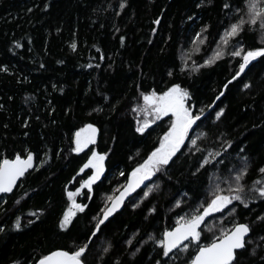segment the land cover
<instances>
[{"label": "trees", "instance_id": "1", "mask_svg": "<svg viewBox=\"0 0 264 264\" xmlns=\"http://www.w3.org/2000/svg\"><path fill=\"white\" fill-rule=\"evenodd\" d=\"M235 8L243 9V0H0V159L34 154V167L11 194L0 195V225L5 226L0 264L18 257L35 260L56 247L72 251L85 241L93 217L108 206L107 197L117 194L170 128L164 117L138 132L134 105L142 93L164 91L173 83L191 94L188 103L199 118L189 136L197 145L187 139L169 164L105 222L89 242L87 264H188L198 246L237 222L252 228L246 249L238 252L240 264H264V197L247 205L233 201L206 216L200 240H190L187 249H173L165 257L156 243L179 217L201 212L214 184L240 168L242 158L247 157L249 169L242 181L246 189L264 181L259 172L264 166V56L231 79L243 58L232 55L237 46L243 43L241 51L264 47V34L259 24L246 26L225 46L220 37L236 19ZM205 25L201 42L196 33ZM219 48L225 54L205 64ZM87 124L97 128L92 146L73 152L75 134ZM91 150L108 153L104 172L78 194L77 201L87 207L61 229L68 192L94 171L80 172ZM214 152H221L220 163L196 171L197 161ZM220 187L227 190L225 183Z\"/></svg>", "mask_w": 264, "mask_h": 264}, {"label": "snow or ice", "instance_id": "2", "mask_svg": "<svg viewBox=\"0 0 264 264\" xmlns=\"http://www.w3.org/2000/svg\"><path fill=\"white\" fill-rule=\"evenodd\" d=\"M243 2L244 8L234 9V12L237 14L236 19L224 28L223 35L220 37V40L225 46H227L233 38L240 36L246 26H255L259 24L261 32L264 34V0H243ZM121 7H123V3ZM229 7L228 4L224 5L225 9ZM156 23H159V20H157ZM206 28L207 25L203 26L201 31L196 33L197 40L202 42L203 39L206 38L201 35ZM123 39L124 38L121 37V40ZM72 47H76L75 43H73ZM243 49L244 45L240 43L237 46V50L232 53L234 56L242 55L243 57L235 75L231 78L233 81L245 72L250 61L254 60L256 57L264 56V47H250L241 51ZM224 54V48H219V50L214 51L212 56L206 59L204 63H214L216 59ZM185 67H187V65H185ZM195 67L198 68L199 65H195ZM250 86L251 81L243 84V87L246 89ZM224 87L227 88L228 85L225 84ZM190 95L188 89L181 87L179 83L171 84L164 91L157 92L153 89L142 93L143 105H134V110L143 112L146 117L143 123L137 122L136 130L138 132L143 133L145 129L154 122V119L151 118L153 115L155 119H159L163 115L173 113L175 119L172 120L171 127L164 133L163 138L159 142V146L155 147L151 153L148 154L147 159L132 168L129 178L126 180L119 195H109L107 197L109 201L108 206L99 213L98 218L93 217L96 222L83 243L72 251L63 247H56L47 251L45 254L39 255L35 260L18 257L11 259L9 264H87L85 254L89 250V242L102 230V226L109 220V217L113 216V214L122 207L125 197L144 184L145 180L149 177L160 171L163 166L168 165L173 156H175L181 149V146L184 145L186 139H190L191 145H197V138L189 136V130L192 129L193 124L199 118L198 115L193 114L192 107L186 105V100ZM221 95H223V93H221ZM223 111L224 109L221 108L220 111L216 113V116L219 117ZM200 114H203L202 111ZM85 129L89 130V134L82 137L81 133L84 132ZM96 132L97 128L94 124H87L84 128L78 129L75 134V147L72 148V151L77 153L81 152L88 144L93 143ZM201 135L205 134L201 133ZM107 155V152L91 150V156L88 157L87 161L80 167V172H84V170L89 167L94 169V171L87 179L80 181V187L76 188L75 192H68L69 197H75L76 193H79L83 188L90 190L94 182L100 180L104 172L103 162ZM220 155L221 152H214L209 153L207 156H203L197 161L196 171H199L206 165H212L214 167L215 165H213L212 162L216 161L220 163V161L216 160ZM242 159L244 163L240 168H232L230 170V176L222 178L219 183L214 184L211 192V199L205 204L201 212L192 214L188 217L181 216L178 218V223L174 228H166L163 231L162 237L156 240V243L162 246L163 256L167 257L169 253L178 246L187 249L188 244L185 243V241L189 239L199 241L201 238L199 231L200 225L210 213L226 209L227 206L232 205L233 201H238L247 205L253 199L264 197V181L254 182L250 189H246V185L242 181L249 169L247 157ZM33 160L34 154L30 151L27 152L26 156H21L17 153L14 159H9L7 156L0 159V193L12 192L17 180L23 177L28 169L33 167ZM41 163H43V161H41ZM259 172L264 174V166L259 168ZM121 175H123V173H121ZM220 183H225L226 191L224 188L220 187ZM149 191H151L150 188ZM149 191H144L143 196L147 197ZM180 203L181 201H176V204ZM73 206L75 210L81 212L87 207L86 204L76 203L74 199ZM132 206L136 207L135 204ZM38 211L43 210L41 209ZM149 211L154 212L155 208H151ZM232 211H235L234 207ZM75 215L76 211H74L73 208L66 210L59 221V228H68L69 225L72 224V217ZM258 219L260 218L258 217ZM4 227V225H0V231H4ZM14 227L17 229L22 227L19 217H17ZM251 232L252 228L248 223H235L230 229L224 230L218 239H213L209 244L198 246V251H196L188 264H240L238 251L246 249L248 236ZM109 247H111L110 244ZM107 250L108 249H105V251ZM251 251L255 254L256 249L252 248ZM156 264H161V262L157 260Z\"/></svg>", "mask_w": 264, "mask_h": 264}, {"label": "rangeland", "instance_id": "3", "mask_svg": "<svg viewBox=\"0 0 264 264\" xmlns=\"http://www.w3.org/2000/svg\"><path fill=\"white\" fill-rule=\"evenodd\" d=\"M140 105H143V99L141 100V102H140ZM186 105H189V103H188V99L186 100ZM135 114H136V116H137V120L140 122V123H143L144 122V119L146 118L145 117V114L143 113V112H137L136 110H135ZM164 117H167V118H169V121H170V127H171V122H172V120L173 119H175V116H174V114L173 113H168L167 115H163V116H161L159 119H155L154 118V115L151 117L152 119H154V122H156V121H158V120H161V119H163ZM193 127V126H192ZM191 130V129H190ZM190 130H189V132H190ZM89 134V130L88 129H85V131L84 132H82L81 133V136L82 137H84V136H87ZM96 135V134H95ZM95 139V138H94ZM187 140V139H186ZM185 140V141H186ZM90 145L92 146V143H90V144H88V146L87 147H85V148H83V150L82 151H85V150H87L88 148H90ZM81 151V152H82ZM152 178V176L151 177H149L148 179H151ZM85 179H87V178H85ZM85 179H80V181H83V180H85ZM80 187V186H79ZM78 187V188H79ZM84 189V188H83ZM83 189H81V191L79 192V193H81L82 192V190ZM73 192H75V190H72ZM79 193H76V195H75V197H70V206H69V208H73V210L74 211H76V213L79 211V210H75L74 209V206H73V199L76 201V203H80V202H78L77 201V196H78V194ZM68 208V209H69ZM67 209V210H68ZM223 210V209H222ZM221 211V210H220ZM217 212H219V211H217ZM216 213V212H215ZM210 214H212V213H210ZM214 214V213H213ZM72 219H73V217H72Z\"/></svg>", "mask_w": 264, "mask_h": 264}, {"label": "water", "instance_id": "4", "mask_svg": "<svg viewBox=\"0 0 264 264\" xmlns=\"http://www.w3.org/2000/svg\"><path fill=\"white\" fill-rule=\"evenodd\" d=\"M231 81V80H230ZM229 81V82H230ZM228 82V83H229ZM12 159H14V158H12ZM33 167H34V160H33ZM32 167V168H33ZM32 168H30V169H28L26 172H25V174H24V176L32 169ZM24 176L23 177H20L18 180H17V182H16V185L13 187V191H14V189L16 188V186H17V184L24 178ZM129 178V177H128ZM148 180V179H147ZM147 180H145V182H144V184H142L139 188H137L134 192H132V193H130L127 197H125V199H124V203H123V205H122V207L116 212V213H118V212H120L122 209H123V207H124V205H125V203L131 198V197H133L138 191H139V189H141L144 185H145V183L147 182ZM124 187V186H123ZM123 187L117 192V194L116 195H119V193H120V191L123 189ZM12 191V192H13ZM12 192H8V193H0V195H8V194H11ZM116 213H114L113 214V216L116 214ZM112 217V216H111ZM110 218V217H109ZM250 235V234H249ZM249 237V236H248ZM191 239H189L188 241H185V243H188L189 241H190ZM177 248H181V247H177ZM239 252V251H238Z\"/></svg>", "mask_w": 264, "mask_h": 264}]
</instances>
